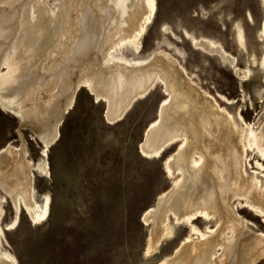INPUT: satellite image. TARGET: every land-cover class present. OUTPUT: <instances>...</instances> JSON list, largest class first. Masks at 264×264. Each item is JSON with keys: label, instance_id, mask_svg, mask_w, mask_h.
<instances>
[{"label": "bare ground", "instance_id": "obj_1", "mask_svg": "<svg viewBox=\"0 0 264 264\" xmlns=\"http://www.w3.org/2000/svg\"><path fill=\"white\" fill-rule=\"evenodd\" d=\"M156 10L157 0H59L57 9L48 0H0V106L38 127L47 156L79 87L107 98L108 118L114 121L162 83L168 97L141 149L160 158L176 143L179 147L164 164L173 186L143 215L153 224L149 251L174 233V215L190 225V234L161 264H226L231 243L250 227L233 200L264 214V179L245 168L249 150L264 156V128L223 107L171 52L155 50L153 60L125 54L127 46L141 52V38ZM243 32L238 34L242 43ZM203 40L216 51L217 41ZM228 54L223 49L222 57ZM23 147L0 148V189L12 196L17 219L26 210L41 221L48 216L50 196L45 204L35 199L31 167L50 173L49 164L45 159L33 163ZM256 162L264 171V161ZM4 200L0 194V261L20 264L4 247ZM200 217L214 219L215 228L202 229L196 223ZM239 244V264H254L264 254V230H252Z\"/></svg>", "mask_w": 264, "mask_h": 264}, {"label": "rangeland", "instance_id": "obj_2", "mask_svg": "<svg viewBox=\"0 0 264 264\" xmlns=\"http://www.w3.org/2000/svg\"><path fill=\"white\" fill-rule=\"evenodd\" d=\"M48 2L58 8L59 0ZM263 23L264 0H157L155 17L141 38V52L134 53L131 46L124 52L130 57L152 56L150 60L155 50L171 52L179 67L184 66L186 74L223 107L264 128ZM239 31H244L243 43ZM209 38L218 42L216 51L203 40ZM223 49L230 58L222 57ZM79 88L47 156L42 155L45 143L38 127L0 106V148L24 145L28 159L33 163L45 159L50 169L46 173L31 167L35 199L45 204L50 196L48 216L41 221H34L26 210L17 219L14 200L1 187L4 247L20 264H161L190 234V225L173 215L174 233L149 251L153 224L144 222L143 215L161 192L173 186L164 164L179 147L176 143L160 158L148 157L141 149L160 118L166 89L158 84L113 121L108 118L107 98L96 97L87 86ZM249 153L247 173L264 179L256 162L257 158L263 162L264 156L258 149ZM233 201L250 226L240 238L252 230L262 232L264 214ZM205 219L196 223L205 230L208 225L215 228L214 219ZM240 238L231 243L226 264H239ZM254 264H264V254Z\"/></svg>", "mask_w": 264, "mask_h": 264}, {"label": "snow or ice", "instance_id": "obj_3", "mask_svg": "<svg viewBox=\"0 0 264 264\" xmlns=\"http://www.w3.org/2000/svg\"><path fill=\"white\" fill-rule=\"evenodd\" d=\"M0 264H3V262H2V261H0Z\"/></svg>", "mask_w": 264, "mask_h": 264}]
</instances>
